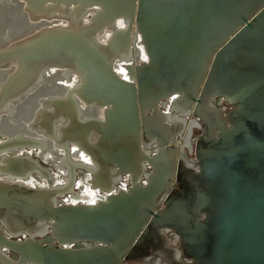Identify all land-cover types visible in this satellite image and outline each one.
Masks as SVG:
<instances>
[{"label":"water","instance_id":"water-1","mask_svg":"<svg viewBox=\"0 0 264 264\" xmlns=\"http://www.w3.org/2000/svg\"><path fill=\"white\" fill-rule=\"evenodd\" d=\"M19 1L34 24H47L33 40L0 50V70L19 66L1 84L0 116L24 94L34 67L68 69L84 84L67 99L45 104L46 130L53 134L62 118L67 128L60 143L85 147L100 163L94 172L99 182L110 162L138 169L139 161H148L156 174L148 186L135 183L128 192L119 191L95 207L55 208L53 191L24 190L0 181V215L6 221L35 227L47 222L60 245L78 240L103 244L74 250L43 245L30 233L33 238L26 242L0 236L4 247L20 256L19 262L12 261L0 248V262L122 264L140 234L134 249H150L149 232L169 226L182 235L185 255L194 264H264V0ZM0 8V28L8 19L14 27L24 24L16 11L7 19L1 0ZM122 20L125 25L119 29ZM107 34L110 39L102 43L98 37ZM134 34L142 38L147 62L136 70L130 66L131 77L139 83L142 108L156 107L158 113L152 118L143 115V138L159 139L157 156L148 160L140 157L143 138L137 104L130 100L129 106L125 99L136 95L135 87L120 85L114 72L115 61L129 68ZM74 94L104 116L81 118ZM173 96L179 97L178 112L202 118L209 133L200 147L202 173L186 179L179 175L180 191L167 210L156 213L176 173L171 141H161L170 129L157 105ZM217 98L237 107L228 120L213 104ZM111 104L113 111L107 110ZM28 115L26 106L19 120ZM4 129L18 126L8 122ZM217 131L220 140L214 139ZM122 134L131 140L130 158L127 151L109 148L110 140ZM12 144H0V155L13 152Z\"/></svg>","mask_w":264,"mask_h":264},{"label":"flooded vegetation","instance_id":"flooded-vegetation-1","mask_svg":"<svg viewBox=\"0 0 264 264\" xmlns=\"http://www.w3.org/2000/svg\"><path fill=\"white\" fill-rule=\"evenodd\" d=\"M4 8V15L10 18V13L16 11L20 17L25 19L24 24L14 27L8 19L5 25L0 28V50L17 45L24 40H33L37 32L47 24H34L25 11V5L19 0H1ZM1 9V8H0ZM90 16L89 19H91ZM41 25V26H40ZM125 21H119L117 28H124ZM110 34L100 39L102 43L109 40ZM130 59L129 56H125ZM147 62L144 45L140 35L132 38V61L129 68L126 69L125 63L114 62V72L122 80L120 85L132 90L135 87V96L125 97L129 103L137 104L139 110V119L141 121L143 138V115L152 118L156 113V107H150L146 110L142 108V102L139 95V83L132 80L130 66L136 70ZM17 64L10 65L7 69L0 70V92L1 84L9 76L18 72ZM32 78V76H31ZM84 82L77 73H70L64 68H42L34 67L33 80H31L24 94L16 97L8 110L0 116V144L12 141V151H7L0 155V181L8 185H14L25 190L28 189H46L55 192V208L63 206L74 207H95L100 203L107 202L110 197L118 195L119 191L128 192L138 183L142 187L149 185V178L156 174L155 167L148 161L143 165L139 161L138 169H131L128 166L120 167L114 162H110L106 168V174L99 180L94 172L98 171L100 163L90 154L86 153L85 147L73 142L63 145L62 133L65 123L63 119L58 122L57 130L49 133L45 128V104L50 100L67 99L73 90H78ZM133 87V88H132ZM76 109L80 111V117L83 118H101L104 111L95 113L88 109L85 101L77 94H74ZM135 100V102H134ZM178 96H173L157 105L160 114L165 117L164 125L170 132L163 140L171 141L169 146L176 152V173L171 182V188L160 200L156 213H162L168 209V202L180 191L181 183L179 178H189L192 174H201L200 147L205 143L209 133L207 123L193 113L187 116L178 112ZM213 104L223 111L224 119L228 120L229 114L234 112L237 107L231 105L225 98H217ZM28 106L29 115L26 120H19L21 114ZM129 106L130 103H129ZM133 108V106H132ZM143 109V112H142ZM107 110L113 111L114 105L111 104ZM95 115V116H94ZM10 122L18 129L5 131V126ZM21 124V126H20ZM66 125L69 126V123ZM64 129V130H63ZM214 139L220 140V132L214 133ZM159 139L150 137L143 138V153L140 156L145 160L153 159L157 156V143ZM131 140L126 134L110 140L109 148L111 150L121 149L127 151L130 158ZM87 148V147H86ZM48 194L49 197L53 196ZM151 217L149 223L153 220ZM205 219V218H204ZM148 223V224H149ZM147 227L144 228V232ZM52 226L47 222L39 223L38 226L21 225L15 226L6 221L3 215H0V236L5 241L26 242L33 238L43 245H55L62 248L74 250H92L103 246L98 242L78 240L72 244L60 245L51 234ZM32 234V236L30 234ZM142 234L130 247L121 259L122 264H194V259H188L183 249V237L174 228L166 226L157 231L149 232L153 247L150 249L135 248ZM0 242V248L5 257L12 261L19 262L20 256L4 247ZM17 257V259L15 258ZM0 264H2L0 262Z\"/></svg>","mask_w":264,"mask_h":264}]
</instances>
